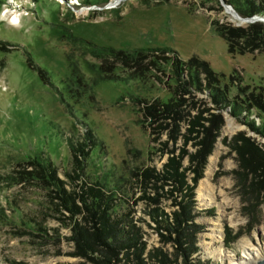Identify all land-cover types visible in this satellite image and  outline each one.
Returning a JSON list of instances; mask_svg holds the SVG:
<instances>
[{
    "label": "rangeland",
    "instance_id": "1",
    "mask_svg": "<svg viewBox=\"0 0 264 264\" xmlns=\"http://www.w3.org/2000/svg\"><path fill=\"white\" fill-rule=\"evenodd\" d=\"M203 1L0 0V264L105 261L80 250L74 231L96 225L81 197L97 182L101 211L127 214L146 260L264 257V37L230 52L212 23L264 27V0H251L261 9L250 16L230 0ZM98 48L196 55L220 75L224 99L207 88L205 72L200 84L185 68L176 73L171 53L165 73L104 78ZM173 96V107L140 109V99ZM89 135L91 154H77L82 174L70 140ZM34 158L54 166L65 191L29 174ZM121 255L110 264H125Z\"/></svg>",
    "mask_w": 264,
    "mask_h": 264
},
{
    "label": "trees",
    "instance_id": "2",
    "mask_svg": "<svg viewBox=\"0 0 264 264\" xmlns=\"http://www.w3.org/2000/svg\"><path fill=\"white\" fill-rule=\"evenodd\" d=\"M154 2H163L170 0H152ZM205 2V0L203 1ZM231 5H233L240 13L244 16H250L253 13L260 12L261 7L256 6L253 1H247V7L243 5L235 6L233 4V0L229 1ZM249 2V3H248ZM216 28V31L219 35L226 39L229 44V51L236 52L240 51L245 53V47L243 44L239 43L240 40L246 42L247 45H252L255 41V37H264V27L259 25L258 23L250 24L248 27L237 26L232 27L229 25L218 24L215 21L212 22ZM167 53H171L175 55V59L172 62L175 65V72L181 74L183 69H187L192 73V79L196 82H201L200 74L206 73L205 80L207 81V88L213 90L217 97L221 98L224 96L220 95V86L218 83H221V78L218 72H215L211 67L210 63L204 60H200V57L193 56L188 61H185L181 58L180 54L171 48H154V49H143L137 48L134 50L129 49H120L115 50L114 48H98L94 49L95 56L100 57V71L104 78L110 79H118L120 77L126 76L128 78L133 77H142L146 78L149 76L150 72L157 71L159 73L166 72V67L170 62L171 56H168ZM184 65V67H183ZM121 69V74H117L116 70ZM41 73H44L42 69H40ZM43 75V74H42ZM234 75L231 76V79ZM224 99V98H221ZM176 97L173 96L171 99L167 101H162L159 99H154L153 104H148V100L140 99L141 102L140 109L144 111V113L150 112L151 108L160 109L161 105H165L166 107H173L178 103L175 101ZM237 102V101H233ZM147 103V107H144L143 104ZM147 111V112H146ZM88 141L83 142H74L70 140L71 151L75 160L73 163L76 164V168L81 170V173L84 174L86 168V161L91 154L92 147L95 145V139L88 136ZM81 152L85 160L78 159L77 154ZM174 159H171L172 163L168 165V171L170 168H176ZM28 164L35 165L36 169L30 171L29 174L31 176H39L43 178L45 182L53 183L58 189H65L59 185V180L56 177L55 169L52 164L48 161H39L38 158H34L31 161L27 162ZM258 163V162H257ZM76 171V169H75ZM178 171V170H177ZM176 171V172H177ZM148 174V170H146L145 175ZM68 176H71L68 173ZM35 178V177H34ZM55 180V181H53ZM103 184L97 182L94 186H90L89 190H85L83 196L81 197L84 203L88 208H92L95 211L94 215L98 213L96 216L97 220L95 222V226L92 228L80 226V223L74 227V231L76 232V241L79 244V249L82 250L85 254H88L90 251L99 252L100 256L105 259L98 260L101 264H110L113 258H118L121 255L120 260L124 261L125 264H170L168 262V258L164 255L158 262H151V258L155 255L149 256L148 260L144 257L145 246L143 244L141 235L138 234L132 224L131 220L128 218L127 214H118L114 216L112 212H109L108 209L102 208V198L103 194ZM59 190V191H60ZM88 194L93 195L92 203L87 204L86 197ZM111 197V196H109ZM112 199L114 197H111ZM116 212V210H114ZM113 212V213H114ZM182 247V245H181ZM185 251V255L190 257L191 254L190 248L182 247ZM164 254V253H163ZM156 257V256H155ZM150 260V261H149ZM187 262V261H186ZM185 262V263H186ZM186 264H207L203 261L197 262H187ZM209 264V263H208Z\"/></svg>",
    "mask_w": 264,
    "mask_h": 264
},
{
    "label": "bare ground",
    "instance_id": "3",
    "mask_svg": "<svg viewBox=\"0 0 264 264\" xmlns=\"http://www.w3.org/2000/svg\"><path fill=\"white\" fill-rule=\"evenodd\" d=\"M8 12V11H7ZM82 13H88V12H90L89 11V9H85V10H83V11H81ZM14 19H17V17H15L14 16ZM252 250H256V248H252ZM256 257H259V258H263V257H260L258 254H256ZM256 260V259H255ZM255 262L256 261H254V260H251L250 258H249V261L248 262H241V263H238V264H255Z\"/></svg>",
    "mask_w": 264,
    "mask_h": 264
},
{
    "label": "water",
    "instance_id": "4",
    "mask_svg": "<svg viewBox=\"0 0 264 264\" xmlns=\"http://www.w3.org/2000/svg\"><path fill=\"white\" fill-rule=\"evenodd\" d=\"M228 6H229L231 9H233V10H234V8H233V6H232V5L228 4ZM234 11H235V10H234ZM255 264H264V257H263V258H260V259H258V260L255 262Z\"/></svg>",
    "mask_w": 264,
    "mask_h": 264
}]
</instances>
